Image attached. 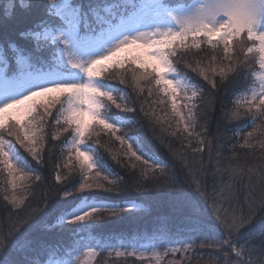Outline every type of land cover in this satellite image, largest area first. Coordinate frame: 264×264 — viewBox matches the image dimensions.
Returning <instances> with one entry per match:
<instances>
[{
    "label": "snow or ice",
    "instance_id": "obj_1",
    "mask_svg": "<svg viewBox=\"0 0 264 264\" xmlns=\"http://www.w3.org/2000/svg\"><path fill=\"white\" fill-rule=\"evenodd\" d=\"M15 7L14 0L13 12ZM20 7L28 10L31 5L21 3ZM43 9L44 16L18 34L21 41H0V68L3 69L0 71V165L12 177L9 180L13 190L11 198L7 194L4 196L11 205L10 212L13 209L19 212L27 199L15 194L19 187L17 174L37 171L32 168L28 156L37 164L42 163L38 145L43 146L49 138L43 126L46 117L60 126L62 132L71 135V139L64 142L70 152L68 163L78 165L84 177L77 192L127 190L121 185L122 178L109 179L113 175L111 169L99 149L88 143L97 126L120 143L124 156L143 165L141 172L145 178L146 171L152 170L167 182L166 166L146 150L142 138L125 131L136 125L137 116L142 115L147 122L142 126L149 127L155 134V126L161 119L147 111L143 103L139 112L134 105L129 106L128 97L122 94L124 90L107 82L111 75H116L120 84H126L125 76L132 72L137 88L141 81L154 83L158 92L168 98L178 129L183 125V133L197 140L199 146L191 149L194 154L203 152L206 142L199 139L200 133L196 132L197 101L203 98L204 90L178 70V56L191 55L194 59L185 62L184 67L206 81L213 90L243 79L244 87L239 89L238 95L234 93L233 107L226 116L233 121L247 118L253 128L258 123L264 126V0H125L124 3L90 0L87 6L81 0H47ZM43 50L50 51V58L40 55ZM13 63L15 70L10 72ZM142 92L143 88H140ZM148 94L152 95L151 89ZM261 134L264 135V131ZM247 135L251 137L253 132ZM59 136L60 132H53L50 139L57 140ZM96 144L100 145L99 140ZM245 146L252 147L247 140L241 145L242 148ZM110 154L120 163L116 154ZM131 167L134 168L135 163ZM202 170L200 162L197 171ZM93 171L99 179L89 182V174ZM225 171L231 181L225 186L229 191L225 194L221 188L218 191L220 200L214 204L223 202L216 210L215 219L225 230L226 238L204 240L199 247H227L238 258L235 264H264V242L258 247L245 242L240 247L237 240L240 232L250 228L258 229L264 236V215H259L264 211V154L247 172L231 163ZM101 173L106 174L101 176ZM241 173L249 176L248 192L243 197L249 205L247 212L234 203L240 199L236 185L237 177L242 178ZM18 178L23 180L25 176ZM34 179L39 181L41 177L35 175ZM168 183V190L187 210L186 230L193 236L180 241L179 248H166L165 255L189 251L196 235L212 232L217 226L205 217L199 203L183 185L175 181ZM197 189L200 190L199 184ZM63 194L68 197L73 192L64 191ZM130 204L131 207H118L103 199L82 195L71 210H62L60 223L73 226L69 228L71 232L82 233L93 230L98 219L132 215L136 206L134 202ZM42 219L34 213L22 217V224L18 222L6 232L0 231V264H20L12 252L21 248L30 250L31 241L27 235L40 225ZM99 250L107 249L100 246ZM88 251L93 253L97 248L90 247ZM145 251L149 249L132 248L126 254L143 260L147 259ZM115 255L123 256L125 252L116 249ZM160 255L153 251L152 258L159 260ZM244 255L249 259H243ZM254 255H258L257 261L251 259ZM23 264H34V260L26 259ZM225 264H233V261L226 257Z\"/></svg>",
    "mask_w": 264,
    "mask_h": 264
},
{
    "label": "trees",
    "instance_id": "obj_2",
    "mask_svg": "<svg viewBox=\"0 0 264 264\" xmlns=\"http://www.w3.org/2000/svg\"><path fill=\"white\" fill-rule=\"evenodd\" d=\"M47 0H15V11L13 12L14 0H0V41L15 40L21 41L18 35L21 31L33 26V24L44 16L43 4ZM85 6L90 0H81ZM124 3L125 0H120ZM31 5V8L24 10L20 7ZM34 45H29L32 47ZM40 55L44 58H50V51L43 50ZM177 68L181 73H186L193 82L198 83L204 90L203 98L198 100V120L196 132L200 133L199 139L206 142L203 145L204 151L193 153L192 147H198L197 140L187 137L183 133V125L177 124V118L172 115L171 105L167 97L158 92L154 83L146 81L140 82V88L135 87L133 73L127 72L126 84H120L116 75L109 76L107 82L115 87L123 89V93L128 97L129 106H135L139 112L143 103L145 109L155 114L161 119V123L155 126V134L145 125L142 115L137 116V124L125 129L129 135H136L142 138L147 145L146 150L150 152L153 158L166 166L165 176L159 177L158 172L152 170L146 171V177L142 174L143 165L140 162L129 160L123 155V149L118 141L105 130L96 127L92 139L88 141L93 148L99 149V154L106 161L108 168L113 175L109 179H121V185L126 191L120 192H100L92 191L89 193H79L76 189L84 182L78 165L68 163L70 155L67 147L64 146L65 140H70V133L62 132L60 126H56L50 118H45L44 127L48 134V139L41 148L40 155L42 163L37 164L31 160L24 149L20 151L28 156L31 166L37 171L33 173H18L16 182L19 187L15 194L19 198L27 197L25 204L21 206L19 212L9 211L11 205L4 199L7 194L9 198L12 195V188L6 170H2L0 165V231L6 232L18 222L23 223L22 217L38 214L42 216L40 225L30 231L27 239L31 241L29 249L21 248L19 251L12 252L13 258L20 264L27 260H34V264H51L62 257H68L69 254L76 253L85 246H110L117 244L149 243L154 244L159 249L160 259H138L136 256H116L108 251H100L94 256L92 264H225V258L231 259L235 264V254L231 249L224 247L213 249L199 247L204 241H217L226 238L225 230L216 221V210L222 206L221 203L214 201L220 200L218 191L223 188L225 194L229 191L225 186L230 183L229 173L225 171L229 163L233 166L239 165L247 172L249 167H255L259 158L264 154V126L257 124L255 128L250 127L251 121L241 119L239 121L229 120L226 114L231 112L233 107L234 93L239 94V89L244 87V80L238 79L235 82L225 86H218V90H213L210 85L195 73L184 67L185 62H192L194 59L189 56H178ZM208 61L205 60V64ZM252 64V58H249ZM15 70V64H11L9 71ZM247 71V70H246ZM138 74V72H137ZM149 89L152 95L149 96ZM163 101V103H160ZM113 111H117L113 109ZM55 113V109H53ZM120 115H132L120 113ZM53 132H60L59 139L51 140ZM176 135L173 136L172 133ZM253 132L251 137L247 133ZM99 140L100 145L96 144ZM252 145L251 148L245 146V141ZM191 141V147H189ZM19 148V145H17ZM111 153L117 155L120 163L112 158ZM202 162L203 170L197 171ZM135 163V167L131 164ZM124 165L123 167L121 165ZM67 165V166H66ZM187 165V167H186ZM106 173H101V176ZM24 175L25 179L18 177ZM35 175L41 179L35 180ZM89 182H94L95 172L89 174ZM57 176L60 177L59 181ZM242 178L237 177V190L240 193V199L234 201L239 204V208L247 212L249 205L244 200V195L248 192L249 176L241 173ZM31 177V178H28ZM94 178V179H93ZM157 178L160 182L157 183ZM255 177H252L253 182ZM175 181L184 186L189 195L196 200L200 209L206 218L216 224L212 232L200 233L195 236V243L189 249L179 253L164 254L166 248L173 246L179 248L180 241L192 239L193 234L186 230L187 210L183 209L176 196L168 190V182ZM104 182V181H101ZM105 187H108L107 183ZM200 185V190L197 189ZM146 186V187H145ZM140 190H137V189ZM64 191L73 192L72 196L65 197ZM259 195V188L256 189ZM204 193V194H202ZM82 195L97 197L104 202L116 206L128 205L134 202L136 210L132 215H118L107 219H98L96 227L93 230L85 232H71L69 228L73 227L60 223L62 210H71V207L80 202ZM227 206V205H223ZM55 209V210H54ZM13 212L15 213L13 215ZM259 215H264V211ZM238 245L243 247L245 242H250L254 246H260L264 242V236L258 229H245L239 233ZM9 251H12L9 248ZM243 259L249 257L244 255ZM253 261L259 259L258 255L251 257Z\"/></svg>",
    "mask_w": 264,
    "mask_h": 264
},
{
    "label": "rangeland",
    "instance_id": "obj_3",
    "mask_svg": "<svg viewBox=\"0 0 264 264\" xmlns=\"http://www.w3.org/2000/svg\"><path fill=\"white\" fill-rule=\"evenodd\" d=\"M0 71H3V69L0 68ZM122 94H124V93H122ZM189 95H191L190 92H189ZM180 103L181 104L187 103V101H180ZM90 247L97 248V251L93 252V253H90L88 251V249ZM99 248L100 247L88 245V246H85V248H83L82 250H80V251H78L76 253L69 254L68 257H62L60 259L55 260L51 264H92L94 256H96V254L100 252ZM104 248L107 249L106 251H108L110 253H114V254H115V250L119 249L120 251L125 252V255H127L126 254L127 251H131L132 248H137V249H140V250L149 249V251H145V257L150 258V259H155V258H152L153 251L160 253V251L156 247V245L149 244V243H144V244L143 243H135V242H133V244L132 243H130V244H122V243H120V244H117V245L106 246Z\"/></svg>",
    "mask_w": 264,
    "mask_h": 264
}]
</instances>
